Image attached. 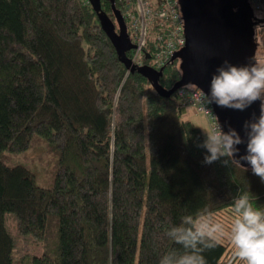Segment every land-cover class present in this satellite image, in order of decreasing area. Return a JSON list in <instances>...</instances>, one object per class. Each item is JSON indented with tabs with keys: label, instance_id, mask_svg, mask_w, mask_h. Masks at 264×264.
<instances>
[{
	"label": "trees",
	"instance_id": "16d2710c",
	"mask_svg": "<svg viewBox=\"0 0 264 264\" xmlns=\"http://www.w3.org/2000/svg\"><path fill=\"white\" fill-rule=\"evenodd\" d=\"M101 10L118 31L111 2ZM253 21L264 49L263 19ZM179 79L175 60L159 83ZM185 111L126 69L87 0H0V264H15L7 216L40 242L26 264H159L183 251L167 231L209 212L224 235L207 264H242L233 200L247 194L264 211V182L240 160L244 146L240 163H204ZM42 144L52 166L41 175L20 157Z\"/></svg>",
	"mask_w": 264,
	"mask_h": 264
},
{
	"label": "clouds",
	"instance_id": "9594fccd",
	"mask_svg": "<svg viewBox=\"0 0 264 264\" xmlns=\"http://www.w3.org/2000/svg\"><path fill=\"white\" fill-rule=\"evenodd\" d=\"M257 19H264L256 13ZM259 101L258 117L245 121L247 137L246 154L240 160L251 165L253 174L264 182V57L253 56L245 65L225 60L218 66L210 83L207 103L221 108L244 111ZM206 139L199 145L206 149L204 163L212 164L224 159V163H240L236 156L245 139L232 128L224 131L219 124L213 131L204 130ZM232 207L237 217L231 227V243L235 247L234 258L244 264H264V211L254 209L247 194L234 198ZM213 214L184 216L178 226L171 227L166 235L183 251L166 252L159 264H207L205 251L215 249L224 235V226L214 222Z\"/></svg>",
	"mask_w": 264,
	"mask_h": 264
},
{
	"label": "water",
	"instance_id": "95a60500",
	"mask_svg": "<svg viewBox=\"0 0 264 264\" xmlns=\"http://www.w3.org/2000/svg\"><path fill=\"white\" fill-rule=\"evenodd\" d=\"M111 2L115 25L109 16L101 10V0H87L97 15L100 26L114 47L118 59L130 73L137 72L148 80L153 90L168 98L179 88L194 85L207 97L210 83L218 66L225 60L232 64L245 65L255 55L257 42L254 30V12L247 0H179L185 36L184 46L175 51L169 62L178 60L180 79L169 89L162 87L159 79L164 66L156 69L150 65H135L126 56V51L135 48L127 31V25L120 12ZM150 59V54H145ZM218 124L224 131L236 129L245 139L244 123L258 117L259 101L244 111L232 110L211 104Z\"/></svg>",
	"mask_w": 264,
	"mask_h": 264
},
{
	"label": "built area",
	"instance_id": "2783aa9c",
	"mask_svg": "<svg viewBox=\"0 0 264 264\" xmlns=\"http://www.w3.org/2000/svg\"><path fill=\"white\" fill-rule=\"evenodd\" d=\"M127 25L131 42L135 45L132 63L143 65V56L150 54V66H165L173 53L185 44L183 18L177 0H114ZM254 13L264 16V0H247ZM153 36L149 41V30ZM150 47V51L146 47ZM182 106H193L211 121L212 131L219 125L204 92L194 85H186L176 92Z\"/></svg>",
	"mask_w": 264,
	"mask_h": 264
},
{
	"label": "rangeland",
	"instance_id": "374dc122",
	"mask_svg": "<svg viewBox=\"0 0 264 264\" xmlns=\"http://www.w3.org/2000/svg\"><path fill=\"white\" fill-rule=\"evenodd\" d=\"M263 16L262 13H259ZM264 24V19H263ZM153 31L149 30V41L153 36ZM257 35V34H256ZM259 35V34H258ZM257 35V36H258ZM258 40H260V35L258 36ZM256 56L264 57V49L262 46H258L256 49ZM185 120H188L195 124L202 133L204 140L206 139L204 130L212 131L211 121L207 119L204 114L199 113L193 106H187L186 111L183 115ZM45 145L37 146L28 153H25L21 156V161H24L29 167H31L34 171L42 175V169L45 171H49L52 163L49 160V156H47L44 152ZM12 159V158H11ZM20 160V159H18ZM6 225L9 233L14 239V263L15 264H26L29 257L33 255H37L41 253V245L36 239L32 238L30 235H23L16 230L15 220L12 216H7ZM29 264V263H28ZM244 264V262H242Z\"/></svg>",
	"mask_w": 264,
	"mask_h": 264
},
{
	"label": "flooded vegetation",
	"instance_id": "af4514ba",
	"mask_svg": "<svg viewBox=\"0 0 264 264\" xmlns=\"http://www.w3.org/2000/svg\"><path fill=\"white\" fill-rule=\"evenodd\" d=\"M177 1H178V5H179V9H180L181 15H182V11H181L179 0H177ZM182 18H183V15H182ZM254 30H255V34H257V30L256 29H254Z\"/></svg>",
	"mask_w": 264,
	"mask_h": 264
}]
</instances>
